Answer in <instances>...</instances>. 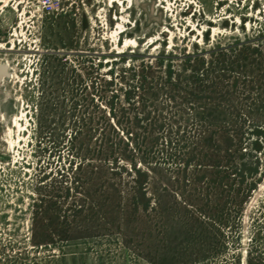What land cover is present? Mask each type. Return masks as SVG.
Masks as SVG:
<instances>
[{
  "label": "rangeland",
  "instance_id": "rangeland-1",
  "mask_svg": "<svg viewBox=\"0 0 264 264\" xmlns=\"http://www.w3.org/2000/svg\"><path fill=\"white\" fill-rule=\"evenodd\" d=\"M0 0V264H264V0Z\"/></svg>",
  "mask_w": 264,
  "mask_h": 264
},
{
  "label": "built area",
  "instance_id": "built-area-1",
  "mask_svg": "<svg viewBox=\"0 0 264 264\" xmlns=\"http://www.w3.org/2000/svg\"><path fill=\"white\" fill-rule=\"evenodd\" d=\"M61 0H41L40 10L43 12H52L60 5Z\"/></svg>",
  "mask_w": 264,
  "mask_h": 264
}]
</instances>
